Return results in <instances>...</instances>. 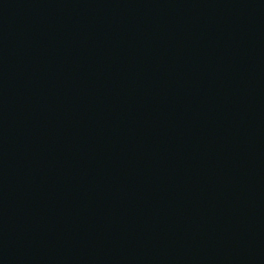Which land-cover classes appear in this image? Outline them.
Here are the masks:
<instances>
[{
	"label": "water",
	"instance_id": "1",
	"mask_svg": "<svg viewBox=\"0 0 264 264\" xmlns=\"http://www.w3.org/2000/svg\"><path fill=\"white\" fill-rule=\"evenodd\" d=\"M0 264H264V0H0Z\"/></svg>",
	"mask_w": 264,
	"mask_h": 264
}]
</instances>
